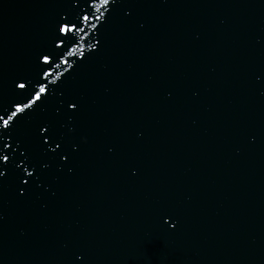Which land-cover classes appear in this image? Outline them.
I'll return each mask as SVG.
<instances>
[{"label": "water", "instance_id": "obj_1", "mask_svg": "<svg viewBox=\"0 0 264 264\" xmlns=\"http://www.w3.org/2000/svg\"><path fill=\"white\" fill-rule=\"evenodd\" d=\"M74 10L0 0V106ZM105 16L6 141L9 161L48 167L20 195L28 178L0 165V264H264V0H117Z\"/></svg>", "mask_w": 264, "mask_h": 264}, {"label": "snow or ice", "instance_id": "obj_2", "mask_svg": "<svg viewBox=\"0 0 264 264\" xmlns=\"http://www.w3.org/2000/svg\"><path fill=\"white\" fill-rule=\"evenodd\" d=\"M117 0H72V6L74 11H68L61 13L56 21V28L53 37L50 42V46L39 54L38 68L35 74L31 77H20L14 84V88L19 90L16 94V102L11 103L9 107L0 106V165L7 168L9 162L14 164L15 169L22 171L23 177L20 178L19 183L23 187L20 189V195L26 194L30 187V181L37 187L40 186L41 173L48 165L41 164L39 169L31 161L30 157L26 155V149L20 152V156L23 158L19 163L9 161V156L16 151L15 148L10 149L9 155L3 153V149L9 148V144L6 142L9 137L13 135V130L19 123V120L26 115V110L29 112L34 111L43 106V104L55 93L59 87L58 81L62 83V72L54 71L59 69L62 65H68L64 69L65 72L72 65L66 59V56L74 55L75 51L79 50L81 56L78 58V63H83L89 58L84 55L82 48H79V42L88 35L85 26L91 29H95L97 32L100 30L97 24H93L92 20L95 19L99 22V26H103L108 17L105 16V12L116 4ZM79 5V6H78ZM83 5V7H81ZM103 9V11H102ZM96 13H99L96 15ZM128 13H125L127 15ZM100 41L95 40V44L92 45L90 53L98 51V45ZM78 66V65H77ZM52 77V79H49ZM64 103L67 110H78L79 101L73 97H68ZM67 120L70 122L72 116H67ZM47 128V134L42 138V147L44 151L53 154L52 158H55L56 150L61 148L64 144L63 137H58L54 134L51 125H45L40 127L39 132L45 133ZM7 130V131H6ZM69 132L72 128L68 129ZM49 140H51L54 147H49ZM17 148L21 147L18 140L13 141ZM75 151V146H73ZM68 159V155L59 154V160L65 162ZM0 168V177H4L5 170ZM31 169V170H30ZM71 170V169H69ZM36 173L33 176V173ZM170 218H163L162 223L167 225L168 228L175 226L174 222L169 223ZM76 260H81V256L77 255Z\"/></svg>", "mask_w": 264, "mask_h": 264}]
</instances>
